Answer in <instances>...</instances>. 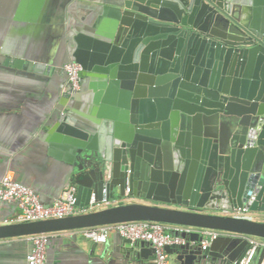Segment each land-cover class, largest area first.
I'll use <instances>...</instances> for the list:
<instances>
[{"label": "water", "instance_id": "obj_1", "mask_svg": "<svg viewBox=\"0 0 264 264\" xmlns=\"http://www.w3.org/2000/svg\"><path fill=\"white\" fill-rule=\"evenodd\" d=\"M100 6V23L73 36L67 61L82 66L81 83L91 72L105 75L108 87L120 85L126 111L98 112L86 126L70 108H56V139H46L47 151L69 164L77 204L123 197L127 187V195L149 203L1 223L0 239L148 220L196 229L165 247L178 264L207 257L238 264L248 237L264 239V221L214 212H264V0ZM65 80L61 92L73 99L81 83L68 95ZM199 229L231 234L202 249ZM121 239L136 256L153 252L143 241ZM263 255L264 247L256 264Z\"/></svg>", "mask_w": 264, "mask_h": 264}, {"label": "crops", "instance_id": "obj_2", "mask_svg": "<svg viewBox=\"0 0 264 264\" xmlns=\"http://www.w3.org/2000/svg\"><path fill=\"white\" fill-rule=\"evenodd\" d=\"M103 0H0V179L10 171L14 179L33 188L43 203H50L69 187L70 166L48 154L47 140L56 108H70L79 124H94L98 112L122 114L126 105L122 87H108L105 75L85 73L73 99L61 92L63 63L82 29L100 23ZM119 204L149 201L137 196ZM17 212L14 202L0 205V224ZM264 221V212H253ZM176 225H168L177 234ZM264 245V239H258ZM27 237L0 239V264H26ZM171 264H178L169 254ZM258 255L254 264L257 263ZM46 264H153V252L143 256L129 251L121 237L110 231L104 243L94 244L81 229L49 234ZM198 264H220L210 257Z\"/></svg>", "mask_w": 264, "mask_h": 264}, {"label": "built area", "instance_id": "obj_3", "mask_svg": "<svg viewBox=\"0 0 264 264\" xmlns=\"http://www.w3.org/2000/svg\"><path fill=\"white\" fill-rule=\"evenodd\" d=\"M66 75V88L68 94L76 93L80 88L82 66L73 60L63 64ZM129 192L127 187L125 193ZM121 198H103L96 201L90 198L88 204H77L74 188L69 187L61 195L54 198L50 203L39 200L36 191L16 181L10 171L6 172L0 179V205L4 202H14L17 206L15 216L7 223H20L51 218H62L96 211L113 205H118ZM214 213L228 215L236 218L252 219V213L246 207H234L230 210H217ZM168 224L161 222L138 220L107 224L81 229L83 235L94 243H104L110 231H115L121 238L129 239L131 242L143 241L153 248V264H171L169 254L165 247L182 244L185 239L178 234L170 233ZM177 233L192 232L196 229L191 226H177ZM203 234L200 241L202 249H205L210 241L219 235L231 233L219 230L199 229ZM50 233H39L26 236L30 242V249L26 254V264H46V247ZM256 237H248L249 248L239 260L238 264H254L258 250L264 247ZM260 264H264V255Z\"/></svg>", "mask_w": 264, "mask_h": 264}]
</instances>
